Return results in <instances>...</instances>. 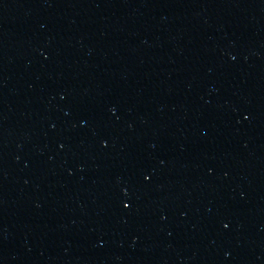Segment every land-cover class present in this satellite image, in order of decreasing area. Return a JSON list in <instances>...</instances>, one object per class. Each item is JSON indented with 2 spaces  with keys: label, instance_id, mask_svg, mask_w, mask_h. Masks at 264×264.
I'll return each mask as SVG.
<instances>
[{
  "label": "water",
  "instance_id": "95a60500",
  "mask_svg": "<svg viewBox=\"0 0 264 264\" xmlns=\"http://www.w3.org/2000/svg\"><path fill=\"white\" fill-rule=\"evenodd\" d=\"M0 264H264V0H0Z\"/></svg>",
  "mask_w": 264,
  "mask_h": 264
},
{
  "label": "snow or ice",
  "instance_id": "6c2138e0",
  "mask_svg": "<svg viewBox=\"0 0 264 264\" xmlns=\"http://www.w3.org/2000/svg\"><path fill=\"white\" fill-rule=\"evenodd\" d=\"M148 177H145V179H147ZM128 205H125V207H127ZM225 227H226V225H225Z\"/></svg>",
  "mask_w": 264,
  "mask_h": 264
}]
</instances>
